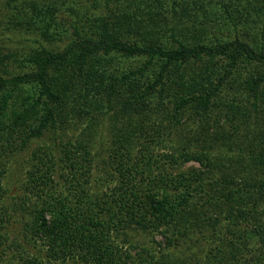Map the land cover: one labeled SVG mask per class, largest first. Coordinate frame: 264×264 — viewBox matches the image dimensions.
I'll return each mask as SVG.
<instances>
[{
	"label": "trees",
	"instance_id": "trees-1",
	"mask_svg": "<svg viewBox=\"0 0 264 264\" xmlns=\"http://www.w3.org/2000/svg\"><path fill=\"white\" fill-rule=\"evenodd\" d=\"M0 1V260L264 264V0ZM226 95L253 98L249 115ZM106 100L133 115L106 190L75 137L34 156L25 191L12 190L4 157L17 162L45 128H81ZM191 113L232 124L250 160L217 163L215 138L182 149L172 137ZM154 127L167 152L142 147ZM191 162L204 171L179 172ZM140 231L165 235L159 256L123 252Z\"/></svg>",
	"mask_w": 264,
	"mask_h": 264
},
{
	"label": "rangeland",
	"instance_id": "rangeland-1",
	"mask_svg": "<svg viewBox=\"0 0 264 264\" xmlns=\"http://www.w3.org/2000/svg\"><path fill=\"white\" fill-rule=\"evenodd\" d=\"M11 37L14 41H17V39L19 38L17 35H11ZM3 40L6 41V37H3ZM229 99H233L231 95H226L224 98L225 101ZM243 102H245V105H242L240 101H233L234 104L246 107L248 109L246 110V114L249 115V110H251V106L252 103H254V100L253 98H250L249 100H245ZM127 105L131 106L129 103H127V101L108 102V100H106L105 103L100 104L92 112L93 114L89 116L87 115L89 118L85 121L86 125L82 126L81 128H75L72 130H67L68 126L65 127V129L61 127L59 129L57 127L45 128L40 136L32 138L24 148V150L19 153L17 162H15V160L4 157L3 160L6 162L5 164L9 166V170L11 172L9 173L8 180L11 181L9 184L12 190L14 192H17V194L19 195H21L25 191L24 183L27 182V170H29L31 166L36 162V159L34 160V156H37L38 153L44 151V149H52L53 151L59 150L58 148H60V144L64 142V140H67L71 137H75L76 140H78V138H84L86 144L89 145V149L93 154L92 156L94 165H96V167H94V170L97 171L96 174L101 179L98 180L96 188L106 190V180L109 179L107 177L111 171V168L109 169L108 165L112 162L113 157H115V155L113 154L118 152L120 148L122 135L129 134V130L131 128V126H128V124L126 123V120H131L133 115L132 113H130V111L125 110L124 106L127 108ZM191 116L192 117H187L185 120H183L180 125H177L176 136L175 138L172 137L174 141L180 144V147L183 146L182 149L185 148L198 151L206 150L208 147V141H210L211 138H215V145H213L215 150L213 151V153L214 157L219 159L215 160L217 163L221 165H229L231 160H250L249 156L247 155L248 152L241 153L239 149V143H241V141L239 140L241 138H238L236 140L238 134L233 132L234 128L232 127V124H229L227 121L221 120L222 117L219 116L212 117L206 122L201 117H195V115L192 113ZM239 117L240 114L238 115V119ZM219 121H221L220 124ZM166 125L168 126V122L167 124H164V126ZM203 126L208 127L209 134L206 138H204V136L200 134L203 131ZM239 130L240 129H238V132ZM189 131H191L192 133V138L190 136H186L187 138H184L183 136H185ZM259 131L260 129L258 128V132ZM161 135L162 134H158L154 127L153 129H151L149 135H146L142 138V140L145 141L142 147L144 145H147L150 151H152L155 155L167 152L168 148H172L170 143L171 140H167L164 134L162 135V137ZM206 139H208V141H206ZM148 152L149 151H147L146 153ZM192 169L204 171V168L202 166L194 162L182 165L179 169L180 171H178L182 173L189 172ZM206 179L209 181L211 180V178L207 176ZM103 180H105L106 184L102 182ZM100 183L102 186L99 185ZM11 222L12 226L16 228V226L20 223L19 214L15 212ZM164 236L165 235L161 232L140 231L136 235V237L138 238V242L134 247L131 248L129 244H124L125 241H123L120 245L123 244V252L128 251L129 253H131L134 259H138V255L142 252L141 250L143 247L148 248L152 255L159 256L160 251H162V249L166 246V239ZM186 245L187 244H185L183 248H186ZM33 246L35 247V249ZM30 249L32 252H36L38 250V247L37 245L33 244ZM14 254L15 253L12 252L9 261L11 262V264H19L18 261H16V259L14 258ZM181 254V252L176 251L173 253V257L180 258ZM6 259L7 258L0 260V264H6ZM67 264L75 263L70 262Z\"/></svg>",
	"mask_w": 264,
	"mask_h": 264
}]
</instances>
